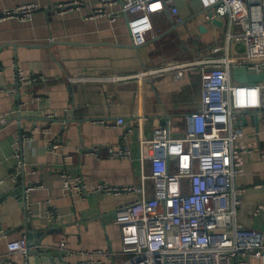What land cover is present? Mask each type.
<instances>
[{
	"label": "crops",
	"instance_id": "0c3cea01",
	"mask_svg": "<svg viewBox=\"0 0 264 264\" xmlns=\"http://www.w3.org/2000/svg\"><path fill=\"white\" fill-rule=\"evenodd\" d=\"M57 1L65 0H0V11L25 2L41 7L26 19L0 20V117L4 119L0 121V258L7 252L6 241L26 235L30 223L34 229L50 230L42 234L40 247L51 251L53 262H47L70 264L103 258L92 252L95 249L118 252L113 210L138 196L137 190L106 193L92 191L93 187L97 183L137 187L142 182L146 194H152L151 179L141 181L150 168L147 162L140 163V130L150 136L153 127L168 123L170 133L180 135L186 115L199 106L200 65L179 80L167 72L143 71L175 59L208 56L213 45L223 43L225 24L206 19L197 0H173L181 20L174 21L165 10L151 13L150 33L144 43L134 45L124 17L114 22L105 16L88 17L99 0H82L79 8L64 14L53 9ZM233 42L244 49L241 37ZM15 64L40 77L13 88ZM230 77L254 80L246 72H231ZM49 113L53 115L47 117ZM255 114L257 128L248 115L244 135L237 140L246 150L237 152L240 203L235 221L261 231L264 241V118ZM118 116L131 120L133 130L126 138L129 157L107 152L122 139L124 127L115 123ZM177 124L183 125L182 133L172 128ZM54 135L60 137L56 151L47 146ZM19 136L24 166L14 178L13 151ZM62 172L80 173L86 189L83 197L62 189ZM28 186L32 187L25 191ZM50 207L57 209L55 219L48 217ZM60 238L65 239L69 256L64 257L58 247ZM12 257L23 261L19 252ZM250 264H264V257L251 259Z\"/></svg>",
	"mask_w": 264,
	"mask_h": 264
},
{
	"label": "built area",
	"instance_id": "2783aa9c",
	"mask_svg": "<svg viewBox=\"0 0 264 264\" xmlns=\"http://www.w3.org/2000/svg\"><path fill=\"white\" fill-rule=\"evenodd\" d=\"M205 18L220 19L225 24L223 43L215 44L206 57L175 59L143 73L167 72L173 80L185 77L188 69L200 65V100L195 111L186 115L185 131L172 135L168 123L153 127L150 136L142 129L137 141L140 163L149 164L152 194L144 185L112 186L97 183L92 191L125 193L137 190L138 196L113 210V221L119 229L118 252L112 248L95 249L101 259L78 260L70 264H250L264 257L263 234L258 229L237 225L235 211L240 203L236 186L239 173L237 152L246 150L237 140L244 135L245 117L256 112L264 118V0H197ZM82 0L57 1L53 9L64 14L79 8ZM116 6V8H112ZM41 7L34 2L20 3L0 11V20L26 19ZM165 10L178 22L181 17L173 0H99L88 17L105 16L114 22L124 17L131 42H145L152 29L150 14ZM241 37L244 53L231 54L232 42ZM240 66L259 74L253 81H232L231 68ZM0 65V71H2ZM14 86L31 83L40 75L13 66ZM139 76L142 73H138ZM236 73H234L235 75ZM47 114V117L52 116ZM141 112L138 117L141 119ZM4 119L0 117V121ZM116 124L124 131L117 146L108 147L111 156L129 157L126 140L133 130L131 120L118 116ZM21 136H24L21 135ZM21 137L13 151L12 177L23 170ZM56 151L59 135L47 141ZM63 190L79 197L86 193L80 173H60ZM32 186L25 188V191ZM50 219L57 209H47ZM64 257L69 256L64 238L58 240ZM28 245L24 233L6 241V254L0 264H27ZM23 255V261L12 257ZM120 253V255H118Z\"/></svg>",
	"mask_w": 264,
	"mask_h": 264
},
{
	"label": "water",
	"instance_id": "95a60500",
	"mask_svg": "<svg viewBox=\"0 0 264 264\" xmlns=\"http://www.w3.org/2000/svg\"><path fill=\"white\" fill-rule=\"evenodd\" d=\"M210 21L214 24L217 25H221L222 21L220 19H217L216 17H211ZM199 29L202 30L203 27L199 26ZM251 121L252 123L255 125V127L257 128V115L253 114L251 116ZM50 230L47 229L46 231L42 230V229H34L31 227V224H27V231H26V236H27V245H28V249H27V253H26V260H27V264H34L33 262H40L41 264H49V262H47V260L53 262V259L51 258V255L49 252L51 251H47V250H43L40 249L41 247V240H42V236L44 235V233L49 232ZM43 234V235H42ZM55 258V257H53ZM56 260L59 261L60 257L59 255L56 257Z\"/></svg>",
	"mask_w": 264,
	"mask_h": 264
},
{
	"label": "rangeland",
	"instance_id": "374dc122",
	"mask_svg": "<svg viewBox=\"0 0 264 264\" xmlns=\"http://www.w3.org/2000/svg\"><path fill=\"white\" fill-rule=\"evenodd\" d=\"M238 42H240V41H238ZM236 47H237V45L233 42L231 54H233V55H242L244 53V50L242 48L237 49ZM230 70H231L232 73H238V74H241V75L245 74V72H246L249 75V77H251V79H253V78L260 79V77H261L259 74L255 75L252 72H248L247 70H245L244 68H242L240 66H233ZM172 128L175 129L176 132L179 133V132L182 131L183 125L182 124H180V125L177 124L175 126L172 125ZM146 172H148V169H146ZM150 189H151V187H150ZM237 191H238V188H237Z\"/></svg>",
	"mask_w": 264,
	"mask_h": 264
}]
</instances>
